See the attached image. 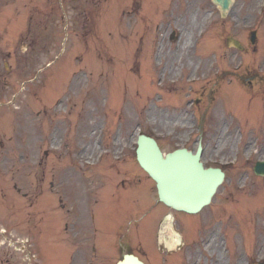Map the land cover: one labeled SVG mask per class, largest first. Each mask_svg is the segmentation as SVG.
Listing matches in <instances>:
<instances>
[{
  "label": "rangeland",
  "instance_id": "obj_1",
  "mask_svg": "<svg viewBox=\"0 0 264 264\" xmlns=\"http://www.w3.org/2000/svg\"><path fill=\"white\" fill-rule=\"evenodd\" d=\"M129 1L0 0V226L28 238L32 249L37 242L38 264H71L63 237L72 236V231L66 226L61 230L60 223L63 227L64 221L71 222L67 207L74 190L80 204L91 195L100 198L86 215L89 234L81 233L97 255L83 251L76 255L77 264H114L119 230L135 238L141 232L152 249L161 211H152L157 200L154 182L135 160V130L141 126L157 137L165 152L181 146L195 149V122L206 108L202 159L207 165H222L226 178L198 217L226 218L232 223L236 246L247 243L248 259L264 258V177L252 171L254 163L264 158V86L256 82L253 88L260 92L240 95L241 104L231 102L234 94H240L238 75L248 76L260 67L264 71V0H234L225 18L211 0H172V4L139 0L133 15L128 12ZM145 9L150 11L142 20L161 16L172 21L171 29L184 31L178 46L197 41L196 46L180 48L182 61H176L168 75L173 78L182 69V88L188 89L187 79L195 76L199 80L195 90L200 85L211 87L193 117L184 104L174 107L186 96L180 86L162 103L158 100L163 88L154 83L151 56H146L148 68L142 72L153 86L136 78L135 41L140 42L144 30L142 21L135 30L134 21ZM212 23L199 38L198 30ZM158 28L165 31V26ZM250 29L257 31L254 50L248 40ZM227 34L238 38L246 50L226 47ZM154 46L159 59L161 50L157 43ZM163 56L173 61L168 51ZM193 97L194 93L185 99ZM223 99L230 104L223 105ZM99 128H105L102 149L95 143ZM91 141L88 157L82 151ZM127 173L134 175L126 183L129 192L126 185L113 189ZM90 180L101 181L98 192L88 194ZM81 234L76 237L82 238ZM129 234L119 239L125 238L128 247L157 264L140 239ZM4 260L20 264L22 257L4 245L0 261Z\"/></svg>",
  "mask_w": 264,
  "mask_h": 264
},
{
  "label": "water",
  "instance_id": "obj_2",
  "mask_svg": "<svg viewBox=\"0 0 264 264\" xmlns=\"http://www.w3.org/2000/svg\"><path fill=\"white\" fill-rule=\"evenodd\" d=\"M216 4L220 5L222 11L224 12L230 5L231 0H213ZM145 144L147 147L153 151L151 154L150 167L145 165L146 169L152 174V176L158 181V189L160 192V197L166 201L169 200L168 203L172 204L175 207H183L182 203L193 201L196 208H198L202 203H205L209 200L210 194L214 188L211 189L210 194L209 191L206 193V197H204V193L206 190H209L211 187L215 185L219 181L216 178V174L213 171H203L201 169V164L197 162L198 153L193 156L190 154H180V156L174 157L176 154L168 155L166 160L161 159L155 145L153 142H148ZM142 150L139 151V155ZM145 156V155H143ZM143 160V158H141ZM185 161L182 164H178L179 162ZM194 163L197 167H200L202 171L195 172L194 177L187 178L185 176H191L192 170L195 171V167H191V163ZM178 164V165H177ZM172 166H179L178 168H173ZM264 168V164L262 165ZM263 170L264 169H260ZM178 174L182 176V183L176 180ZM209 176L211 181L206 180L205 187L200 191H196L202 185V180L205 178L204 176ZM199 177V179H197ZM205 181V180H204ZM204 190V191H203ZM167 195V198L165 197ZM165 195V196H164ZM182 202H181V201ZM181 202V203H180ZM118 264H142L133 256H126L123 261Z\"/></svg>",
  "mask_w": 264,
  "mask_h": 264
}]
</instances>
